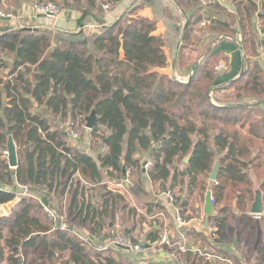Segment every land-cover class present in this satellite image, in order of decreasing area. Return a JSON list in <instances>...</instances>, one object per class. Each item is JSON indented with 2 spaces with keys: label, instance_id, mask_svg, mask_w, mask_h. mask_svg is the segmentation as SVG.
I'll return each mask as SVG.
<instances>
[{
  "label": "trees",
  "instance_id": "obj_1",
  "mask_svg": "<svg viewBox=\"0 0 264 264\" xmlns=\"http://www.w3.org/2000/svg\"><path fill=\"white\" fill-rule=\"evenodd\" d=\"M26 1L76 10L79 27L63 31L17 22L0 29V205L18 196L15 185L29 191L0 217V264H136L119 247L93 245L77 230L98 239L122 232L135 242L144 239L147 248L158 242L154 224L138 239L134 231L166 205L147 192L132 205L110 186L125 171L140 189L146 174L155 194L169 191L188 220L200 215L196 204L212 191L208 233L181 230L201 238L214 258L188 249L176 260L152 264H264V67L258 60L244 64L224 85L227 99L215 104L211 93L225 84L215 67L227 55L209 44L239 34L241 49L259 56L264 0H132L109 24L107 12L122 0ZM22 5L0 0V13L18 16ZM147 6L153 18L139 14ZM161 18L169 29L157 35ZM200 41L204 53L192 59L187 50L198 49ZM165 47L178 70L189 67L186 82L156 70L168 64ZM93 110L91 145L96 149L100 139L103 146L97 158L75 147L64 128L66 122L81 126ZM10 135L16 168L2 154ZM256 184L263 195L261 217L251 213ZM45 206L65 208L69 223L50 218Z\"/></svg>",
  "mask_w": 264,
  "mask_h": 264
},
{
  "label": "crops",
  "instance_id": "obj_2",
  "mask_svg": "<svg viewBox=\"0 0 264 264\" xmlns=\"http://www.w3.org/2000/svg\"><path fill=\"white\" fill-rule=\"evenodd\" d=\"M2 1L4 3L5 2L10 3L12 0H2ZM19 1H21L23 5L18 9V13H17L18 16H16L17 18H15V16L11 14V16L7 19V18H4L0 14V28L5 27V26H10L12 28L18 25L19 22H21L20 25H30L32 28L56 27L58 28V30H63V31H74L79 27L78 18L80 14L76 10H63L62 13L57 18H53V17H49L48 15L35 12L34 9L32 8V3L30 1H26V0H19ZM131 2L132 0H122V2L117 6L116 9L112 11H108L106 14V22L109 24L113 20H115L118 15H120L122 12H124L127 9V7L130 5ZM226 6L230 9H233L229 3H226ZM139 14L149 17V18L154 17L153 9L149 6L140 10ZM256 24L257 26L261 25L259 18H258V21H256ZM168 29H169V25L167 24L166 20L161 18L158 21L155 34L157 35L165 34L167 33ZM209 44L212 46V48L217 49L218 47L219 49L223 50L227 55V60L222 59L220 61V62H225L227 65V68H224V69L222 68L219 70L220 71L219 81L221 83H225L223 85L221 84L220 86L224 87V85H227V83H229L231 79L235 78L236 76L240 74V72H242L244 68V64H245L244 52L241 49L240 44L238 43V40L237 41L236 40L235 41L221 40V41L216 42L215 44L214 42L209 41ZM168 49L169 47H165V51L167 54H169V51H170ZM200 58H202V56ZM200 58L198 59V62L201 61ZM259 58H260V62L264 64V55L259 56ZM170 60H172V62H170ZM169 63H171V66L167 67ZM167 66L163 68H156V70L170 77H174L175 65L171 57H169L168 59ZM182 75L188 76L187 73L182 74ZM188 78L189 76L187 77V80ZM71 142L73 143L75 147L82 149L79 146L78 141L77 142L71 141ZM90 155L93 156L92 154ZM144 170H146L145 167H144ZM127 175H128V172L125 171L124 176H123L124 179L117 183H110V186L113 189L118 190L120 193L127 194L132 205L135 204V198L141 199L144 196V192H147V195L152 196L157 200L160 199L166 205L165 206L166 208L164 210L165 212L159 211L160 213H158L157 216H156L157 213L147 215L148 217L147 220L149 221L150 224L144 223L143 229L141 225L139 224L138 228L134 231V237L138 239L139 236H137V232L138 233L142 232V230L144 231V234L147 235L148 232L151 230V224H154L158 226L159 228L158 233L161 237L163 235H167L170 238V240L174 244V247L171 248L172 251H175L176 253L180 254L181 252H184L180 249V246L184 245L187 248V250L191 249L200 254H203L204 250H206L204 248V245H205L204 241L201 238H194L193 236L188 237L186 233L182 232L183 230L178 229L177 218H176L174 209L172 210V204L170 203L167 194L165 193H161L159 195L155 194L154 189L152 187L153 185L151 183V180L146 174L142 176L143 183H144L143 184L144 186L142 188L144 190L142 188L140 189L134 183H132L130 181L132 177L127 176ZM262 198H263V195H262ZM204 204H201V203L196 204V206H201V211L200 213H198L200 215H198L197 217H194L193 219L188 220L182 216V218H184L186 221V223L183 225V228L190 229L192 231L199 232V233H204L205 235L208 233L207 231L208 226L205 225L206 213L204 211ZM140 211L144 212L143 210H140ZM161 215H164V216L162 219L159 220L158 217ZM77 230L78 232L81 231L85 235L87 233L88 235L91 236L90 232L85 233V231L80 228H77ZM128 232H130V229L128 230ZM181 233H184V236L186 239L184 243L181 242L183 241ZM119 248H120V252L122 253V255L130 259V261H132L133 263L152 264V263L161 262L160 254L157 253L156 251H153L152 248L148 249L146 252H136V251L126 249V248H121V247ZM173 249H176V250H173ZM207 257H209L210 259H213L214 255H210Z\"/></svg>",
  "mask_w": 264,
  "mask_h": 264
},
{
  "label": "rangeland",
  "instance_id": "obj_3",
  "mask_svg": "<svg viewBox=\"0 0 264 264\" xmlns=\"http://www.w3.org/2000/svg\"><path fill=\"white\" fill-rule=\"evenodd\" d=\"M14 1V0H13ZM257 1H260V0H257ZM31 3H32V8L34 9V11L36 12V10H35V3L36 2H32V1H30ZM6 3V2H5ZM11 3H12V1H11ZM110 5V4H109ZM62 9H61V13H62ZM60 13V14H61ZM40 14H42V13H40ZM59 14V15H60ZM58 15V16H59ZM9 17L11 16V15H8ZM57 16V17H58ZM49 17H51V16H49ZM57 17H53V18H57ZM15 18H17L16 16H15ZM159 21V20H158ZM256 21H258V18L256 19ZM19 23H21V22H19ZM23 24V23H22ZM256 26H257V24H256ZM49 29H53V30H58V28H56V27H51V28H49ZM78 29V28H77ZM91 29H93L92 27H91ZM257 29H258V32L262 35V33H263V30H262V27H261V25H258L257 26ZM223 35V34H222ZM232 35V34H231ZM231 35H226V36H219V37H216V38H214V44L216 43V42H218V41H221V40H223L222 39V37L223 38H225L226 40H233V41H237L238 40V43L240 44V47H241V36L239 37L238 35H236V36H231ZM221 38V39H220ZM213 40V39H212ZM205 45H204V42L203 41H200L199 43H198V49H192V48H189L188 50H187V54L189 55V57H191L192 59L193 58H195V57H198L201 53H204L203 51L205 50ZM168 50H170V48L168 49ZM260 51H261V53L259 54V56H262V55H264V47H261V49H260ZM243 52H244V62H245V64H247L248 63V61H255V60H258V61H260V58H259V56H253V55H250V56H248L246 53H245V51L243 50ZM169 57H171L172 59H173V63H174V58H173V56L171 55V51H169ZM200 59H202V58H200ZM170 62H172V60H170ZM220 64H223L224 65V67H223V69L224 68H227V65H226V63L225 62H219L217 65H216V67L218 66V65H220ZM169 66H171V63H169V65L167 66V67H169ZM262 66L264 67V64H262ZM215 67V68H216ZM188 70H189V67L187 66H185V67H182L180 70H178L176 67H174V71H175V73H174V78L175 79H177V80H179V81H182V82H186L187 81V77L189 76H184V75H182V74H186L187 72H188ZM216 70H218V69H216ZM189 79V78H188ZM228 86V85H227ZM227 86H225V87H223V88H220V90H216L215 92L213 91V93H211V100L213 101V103H215V104H218L219 102V100L222 102V101H225L226 99H227V93H229V89L228 88H226ZM219 99V100H218ZM254 102V100H251L250 102ZM90 115V114H89ZM88 115V116H89ZM87 116V117H88ZM71 123V122H70ZM70 123L69 122H66V123H64V128L66 129V131H68L69 132V135H68V139L70 140V141H78V144H79V146L82 148V150H85L86 152H89L90 154H92L93 156H94V158H97V155H98V153L99 152H101L102 151V149H103V146L100 144V139L98 140V142L94 145V146H96L97 148L96 149H94V147L91 145V142H92V137H91V129L90 128H88L87 127V119H85L84 120V122H83V124L81 125V126H74V127H71L70 126ZM84 146V147H83ZM2 154H3V158L4 159H7L8 160V154L7 153H5V151L3 150L2 151ZM9 161V160H8ZM147 163H145V165H146ZM146 170H148V169H146ZM130 181L132 182V183H134L136 186H137V178L135 177V176H133L132 177V179H130ZM144 184V183H143ZM143 184H140V186H143ZM16 187H14V189L18 192V196L15 198V200L14 201H11V202H9V203H7V204H4V205H0V207H4V209H6L5 211H6V215L7 214H10L11 213V210H12V207L14 206V204L17 202V201H19V199H20V195L21 194H24L25 192L26 193H29V191H28V188H26V187H21V186H18V185H15ZM258 187V185L256 184L254 187ZM7 187V186H6ZM7 188H12L13 189V187H7ZM152 188V187H151ZM259 188V187H258ZM154 192H155V190H154ZM169 192V191H168ZM167 193V192H166ZM165 193V194H166ZM207 193V192H206ZM35 194V193H34ZM35 196H37L38 198H39V195L38 194H35ZM168 196V195H167ZM205 196H206V194H205ZM170 197H173V200L174 201H172L171 200V198ZM142 198H145V197H142ZM141 198V199H142ZM168 198H169V201H170V203L172 204V210L173 209H175V208H177V206H175L174 205V202L176 201V199L174 198V196L170 193V195L168 196ZM255 198V197H254ZM253 202H254V200H253ZM58 204V203H57ZM201 204H204V202L203 203H201ZM199 208H200V206H198ZM251 207H252V205H251ZM44 210L49 214V216H50V218H52V219H54L55 221H58L59 222V224L61 225L62 224V222H65V224L67 223V221H68V223H69V218L67 219V216H68V213H67V211L65 210V208H61L60 206L59 207H57L56 209H50V208H48V207H44ZM200 211H201V209H200ZM158 213H160V212H158ZM158 213L156 214V216L158 215ZM162 214V213H161ZM263 215V213L262 214H259L258 215V217L260 216H262ZM163 216L164 215H161V216H159L158 218H159V220L160 219H162L163 218ZM207 217V216H206ZM62 226H65V225H63L62 224ZM83 230L85 231V233L86 232H88L89 233V231L87 230V229H84L83 228ZM81 231H79V235L82 237V238H84V239H86V240H88L89 242H91L93 245H96V246H99V247H106V245L107 244H109L110 242H111V240L113 239V238H104V239H98V238H94V237H92V236H90V235H88L87 233H86V235L84 234V233H80ZM142 233H144V231L142 230V232H137V236H141L142 235ZM118 235H122L121 237H127V238H129L133 243H141V244H146V243H144L145 241H144V239L141 241V242H135V241H133V239H132V237H129L128 235H126V234H123L122 232H118ZM164 236V235H163ZM160 237V239L158 240L159 242L161 241V239H164V237ZM144 241V242H143ZM102 242V243H101ZM181 242H184V241H181ZM101 243V244H100ZM166 246V247H165ZM153 249V251H156L157 253H159L160 254V258H161V262H165V263H168V262H170V257H169V254H168V249H169V247L167 246V245H160L159 247H156L155 245H153V246H150V248H148V249ZM127 249V248H126ZM148 249H146L145 248V250H143L142 252H146ZM131 250V249H130ZM171 261H173V260H171ZM179 264H181V263H179Z\"/></svg>",
  "mask_w": 264,
  "mask_h": 264
},
{
  "label": "built area",
  "instance_id": "obj_4",
  "mask_svg": "<svg viewBox=\"0 0 264 264\" xmlns=\"http://www.w3.org/2000/svg\"><path fill=\"white\" fill-rule=\"evenodd\" d=\"M35 10L37 13H42V14H45V15H48V16H51V17H57L60 13H61V7L52 3V2H49V3H40V2H36L35 3ZM106 8H108V6H106ZM3 17L4 16H8V15H5L3 13H0ZM224 67L223 64H220L216 67V69L220 70ZM7 153V152H5ZM150 163L148 162L144 167L145 169H149L150 168ZM168 196L170 195V192H167L166 193ZM172 201L173 200V197H170ZM174 212H175V215H176V218H177V227L179 230H181L183 228V225L186 223L185 219L182 218V214H181V209L179 207L175 208L174 209ZM122 235H118L116 237H114L111 242L109 244L106 245V247H123V248H127V249H131L133 251H136V252H142L143 250L148 249L147 246H145L144 244H141V243H133L129 238L127 237H121ZM165 236V237H164ZM164 239H161V241L157 242L155 244L156 247H159L160 245H167L169 247L168 249V254H169V257H170V261L171 260H176L177 259V254L175 251H172L171 248L174 247V244L172 243V241L170 240V238L167 236V235H164ZM181 236H182V240L185 242V236H184V233H181ZM183 242V243H184ZM180 249L182 251H186L187 248L182 245L180 246ZM179 254V253H178ZM206 255L210 256L208 253H205ZM230 264H235L233 263L231 260H227Z\"/></svg>",
  "mask_w": 264,
  "mask_h": 264
},
{
  "label": "water",
  "instance_id": "obj_5",
  "mask_svg": "<svg viewBox=\"0 0 264 264\" xmlns=\"http://www.w3.org/2000/svg\"><path fill=\"white\" fill-rule=\"evenodd\" d=\"M4 18H9V16H4ZM11 27L10 26H5L0 28L3 31H7L9 30ZM96 111L93 110L90 115L86 118L87 119V127L92 129L94 126V122L96 120ZM7 147H8V160H9V165L12 168H16V166L18 165V157H17V149H16V144L13 140V137L10 135L8 138V143H7ZM191 155L187 156L185 158V161L188 162L190 159ZM218 168H219V161L217 160L215 162L213 171L210 174V179L212 181V183H214L217 179V173H218ZM213 198H212V191L211 189H208L206 196H205V204H204V211L206 213V218H205V225L208 226V222H209V216L213 214ZM251 213L255 214V215H259L263 213V201H262V192L261 190L256 186L255 187V199L254 202L252 203V207H251ZM6 215V211L4 209V207H0V217H3ZM70 229H73V227H70ZM123 248V247H121Z\"/></svg>",
  "mask_w": 264,
  "mask_h": 264
},
{
  "label": "bare ground",
  "instance_id": "obj_6",
  "mask_svg": "<svg viewBox=\"0 0 264 264\" xmlns=\"http://www.w3.org/2000/svg\"><path fill=\"white\" fill-rule=\"evenodd\" d=\"M6 210V209H5ZM8 215V214H7Z\"/></svg>",
  "mask_w": 264,
  "mask_h": 264
}]
</instances>
